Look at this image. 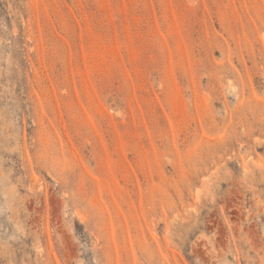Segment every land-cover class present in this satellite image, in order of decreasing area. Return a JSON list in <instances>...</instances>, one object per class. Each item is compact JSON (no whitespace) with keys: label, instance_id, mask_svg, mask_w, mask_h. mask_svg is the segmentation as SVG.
<instances>
[{"label":"rangeland","instance_id":"rangeland-1","mask_svg":"<svg viewBox=\"0 0 264 264\" xmlns=\"http://www.w3.org/2000/svg\"><path fill=\"white\" fill-rule=\"evenodd\" d=\"M0 264H264V0H0Z\"/></svg>","mask_w":264,"mask_h":264}]
</instances>
